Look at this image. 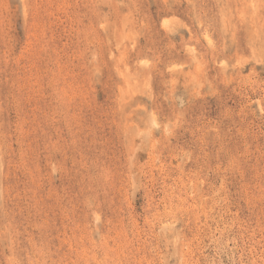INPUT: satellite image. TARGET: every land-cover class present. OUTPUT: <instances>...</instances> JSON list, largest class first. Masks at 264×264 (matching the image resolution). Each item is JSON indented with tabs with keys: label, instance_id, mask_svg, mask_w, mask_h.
I'll use <instances>...</instances> for the list:
<instances>
[{
	"label": "rangeland",
	"instance_id": "1",
	"mask_svg": "<svg viewBox=\"0 0 264 264\" xmlns=\"http://www.w3.org/2000/svg\"><path fill=\"white\" fill-rule=\"evenodd\" d=\"M0 264H264V0H0Z\"/></svg>",
	"mask_w": 264,
	"mask_h": 264
}]
</instances>
